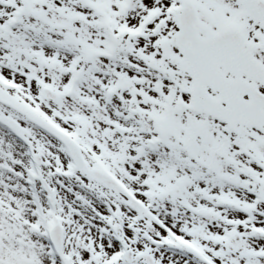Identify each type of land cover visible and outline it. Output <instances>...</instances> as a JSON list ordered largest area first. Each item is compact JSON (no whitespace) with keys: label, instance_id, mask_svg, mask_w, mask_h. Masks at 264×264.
<instances>
[{"label":"snow or ice","instance_id":"6c2138e0","mask_svg":"<svg viewBox=\"0 0 264 264\" xmlns=\"http://www.w3.org/2000/svg\"><path fill=\"white\" fill-rule=\"evenodd\" d=\"M0 264H264V0H0Z\"/></svg>","mask_w":264,"mask_h":264}]
</instances>
